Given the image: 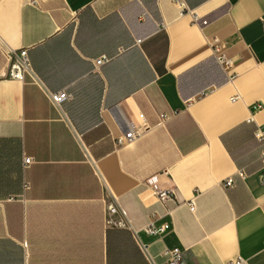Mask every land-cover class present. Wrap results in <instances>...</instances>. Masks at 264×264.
<instances>
[{
  "label": "crops",
  "instance_id": "0c3cea01",
  "mask_svg": "<svg viewBox=\"0 0 264 264\" xmlns=\"http://www.w3.org/2000/svg\"><path fill=\"white\" fill-rule=\"evenodd\" d=\"M187 4L208 23L173 0H0V264H168L174 247L187 264H264V0ZM129 126L141 134L119 146Z\"/></svg>",
  "mask_w": 264,
  "mask_h": 264
},
{
  "label": "built area",
  "instance_id": "2783aa9c",
  "mask_svg": "<svg viewBox=\"0 0 264 264\" xmlns=\"http://www.w3.org/2000/svg\"><path fill=\"white\" fill-rule=\"evenodd\" d=\"M29 4L33 5H39L41 2H44L46 0H25ZM174 4L179 9V15L185 16L188 15L191 18V22L193 24L197 25H205L208 23L207 19H203L202 16L199 14V12L194 9L190 8L187 4V0H173ZM263 27H264V20H263ZM221 39L217 36H213L210 38V44L213 50V53L219 62V64L227 71L229 72V78L233 80L236 76V72H232L234 68V59L230 57L224 50L221 44ZM9 59H10V69H9V75L14 78H22L24 71L29 67V57L27 54L26 49L21 50H11L9 53ZM109 58L107 56H102L95 59L96 66H100L103 63L107 62ZM71 95L68 94L66 91H59L51 94V98L53 102L59 104L62 100L66 98H70ZM236 98V97H234ZM143 128H147V125L142 126ZM141 128H134L132 126H129L123 133H121L117 138L116 142L119 146H124L127 144H130L133 142L140 134H141ZM256 137L263 141V148H262V159L264 161V129L263 128H257L255 132ZM31 157L25 156L24 161L26 164L31 162ZM241 175L244 174L242 170L239 171ZM262 179L264 180V172L262 174ZM234 179L232 177H229L225 180L224 185L225 186H233ZM150 188L154 192V194L157 196V198L167 203L169 201H176L178 196L176 192V188L173 186H163L160 183H152L150 184ZM190 208L194 210V203L193 201L188 202ZM107 211L109 214H120V219L115 222L116 225L122 226L126 225L127 216L126 212L119 206L117 198L115 195H111L110 198L107 201ZM148 232L153 235H163L168 230L167 224H162L160 226H157L152 222L148 228ZM165 256L167 257L168 264H187L182 251L178 247L174 248H167L165 250ZM225 264H249L248 261L242 257H237L233 260H229Z\"/></svg>",
  "mask_w": 264,
  "mask_h": 264
}]
</instances>
